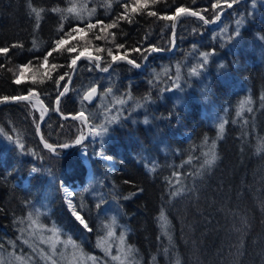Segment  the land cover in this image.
<instances>
[{"label":"trees","instance_id":"obj_1","mask_svg":"<svg viewBox=\"0 0 264 264\" xmlns=\"http://www.w3.org/2000/svg\"><path fill=\"white\" fill-rule=\"evenodd\" d=\"M226 4L225 0L154 4L149 0L148 8L133 12L138 0H31L32 7L43 9L37 27L29 0H0V47L23 45L0 54V97L33 89L51 112L42 127L43 137L57 145L74 142L83 128L76 121L60 122L53 103L70 73L72 58L84 46L99 48L102 33L106 49L102 68L111 60L109 49L141 63L145 49L169 48L171 21L159 15H171L183 6L213 21ZM73 6L75 11L69 13ZM92 9L95 13L89 15ZM149 11L158 16L148 15ZM78 12L83 19L77 18ZM122 15L128 19L117 21ZM113 21L117 27L101 31ZM88 23L96 27L88 29ZM75 27H81L83 36L71 39ZM61 37L70 39L42 66ZM118 44L124 47L118 49ZM68 48L76 50L69 53ZM137 48L141 51H133ZM206 52L208 62L200 68L201 54ZM22 66L27 74L17 85L14 78ZM64 74L58 88L55 80ZM95 86L96 103L88 104L83 94ZM59 111L84 112L92 128L107 127L101 143L90 138L85 144L89 169L78 158L77 148L65 155L58 150L61 156H55L39 146L34 133L39 113L31 103L0 108L3 254L46 264L31 252L37 243V234L29 230L31 215L57 229L63 240L70 238L72 250L97 264L104 258L105 246H110V236L115 243L122 235L123 248L134 249L128 264H264V0L241 3L212 29L198 19L182 18L173 53L151 56L143 71L118 63L100 74L82 61ZM185 132L190 136L186 138ZM211 151L217 159L208 166L204 161ZM33 168L37 172L23 185V177ZM61 182L75 190V208L89 231L66 210ZM178 190L180 194L173 195ZM35 250L50 255L44 243ZM57 251L63 248L59 245Z\"/></svg>","mask_w":264,"mask_h":264},{"label":"snow or ice","instance_id":"obj_2","mask_svg":"<svg viewBox=\"0 0 264 264\" xmlns=\"http://www.w3.org/2000/svg\"><path fill=\"white\" fill-rule=\"evenodd\" d=\"M157 0H151V3H156ZM193 3H195V0H193ZM225 3H227V6L228 7H232V3L228 2V0H225ZM110 6V5H109ZM149 6V0H143L142 3H139V0H138V7L136 8H133L132 11L133 12H136V11H139L141 9H145V8H148ZM29 7H30V10L32 13H35V16H36V20H37V27H39V19H40V15H41V12L43 11V9H40V10H37L35 7H32L31 6V0H29ZM123 7L125 9H127L128 5L125 3L123 5ZM219 7V4H213V8H217ZM53 12H58L60 11V9L58 8H53L52 9ZM67 11L69 13L75 11V6H73L72 8H69L67 9ZM95 13V9H92L91 12L89 13V15H92ZM148 15L150 16H158V13L156 11H149L147 13ZM181 16H192V17H198L199 19L203 20L205 24H208L210 23L211 21L207 20L204 18V16L200 15L197 11H192V10H189V8H186V7H177L175 9V14L174 15H159L158 18L159 19H163V20H168V21H176L179 17ZM77 18L78 19H83V15L82 13H77ZM219 17L217 16V19ZM120 19H128V17L126 15H122L120 17L117 18V21L120 20ZM117 21H113L112 23L110 24H107L106 26H104V28L101 29V31H104L105 28L107 29H111V28H115L118 26L117 24ZM129 22H131L129 20ZM98 23L102 24L103 22L102 21H98ZM240 21H237V24H239ZM96 27V24H93V23H88L87 24V28L88 29H92V28H95ZM172 29H175L176 27V24L175 23H172L171 25ZM60 30L62 31L63 30V25H61V28ZM73 31H81V29L79 28H74ZM195 31V29H194ZM71 33H68L67 35H70ZM239 32L237 30L236 32V35H238ZM113 38L115 37V34L113 33ZM101 38V37H98V39ZM66 43L65 39L63 37L59 38V39H56L54 41V47L44 56V63L46 64L48 62V57L52 55L53 52H56V51H59L62 46ZM34 44H35V41H34ZM10 47L11 48H18V47H23L22 44H19V43H15V44H12L11 46H3V47H0V54H8L9 51H10ZM116 47L119 49V48H123L124 45L122 44H118L116 45ZM76 49L75 48H68L67 51L69 53L71 52H74ZM148 49H145V51H147ZM151 51H158L159 49L156 48L155 46L151 47L150 49ZM97 51H101V49H97ZM133 51H141V49L137 48V49H133ZM81 55H83V53H81ZM108 55L111 56V61L112 63H115V62H118V61H123L126 59V56L125 55H113L112 53V50L109 49L108 50ZM202 57H203V63L201 65H199L200 68H203L204 64H207L208 62V58H209V53H202L201 54ZM147 57H145L146 59ZM80 57L79 56H76L74 58H72L71 60V66H75L77 64V60H79ZM88 59L90 60H94L96 62V67L99 68L100 67V64H99V61L101 60V57L100 56H96V57H92V56H89ZM126 62L129 64V65H132L133 67H136V68H139L140 67V64L136 63V61L134 59H127ZM112 63H109L107 66L103 67L101 70L104 71V72H108L109 69L112 67ZM3 65H0V67H2ZM25 67L26 66H22L20 67L19 69V76L14 80V83L19 85L21 83V77H23L24 75V70H25ZM52 68L55 69L56 68V65L53 64L52 65ZM9 71H13V69H8ZM192 73L193 74H197L198 75V72L195 68L192 69ZM15 75V73H14ZM67 74H64V75H60L58 77V79L55 80V84L57 85V87L59 88L60 86V82L61 81H64L65 80V76ZM51 78V76L49 75V79ZM68 91V85L67 83H65L64 87H63V90L62 91H59V94L57 96V99H56V103L59 104V101H60V97L63 96L65 94V92ZM97 91L96 87H91L89 89V91L83 96V99L86 100V101H90L91 99V96L93 93H95ZM109 92L111 91V89L108 90ZM36 93L33 89H28V95H20V96H3V97H0V103H4V102H7L9 100H12V101H28L30 99V97L34 96ZM120 103H123V101H119ZM138 107H142V105H138ZM243 108V105L241 106ZM58 111V109H56ZM46 111V110H45ZM248 111H251V108L248 109ZM239 115V113H237ZM79 118H82L84 120L85 123L88 122V117L84 114V112H81L79 113ZM44 119V114L43 112L41 113L40 115V120L42 121ZM145 123H147V120H145ZM39 124L37 123V131H39ZM0 131H2V129H0ZM91 131L97 135V136H100L104 133H106L108 131L107 127L106 126H100L99 129H96L95 127H93L91 129ZM219 132L220 133H223L224 132V123H221L219 125ZM41 139L43 140V137H41ZM81 142V138H78L76 140V143L79 144ZM21 149H23L24 145L23 144H20L19 145ZM44 146L46 148H48L49 150L51 151H55V148L52 144H49L47 142H45ZM63 147H68L67 144L63 145ZM212 148L214 149L215 148V143L213 142V145H212ZM98 155H100L98 153ZM209 156L208 159H206L204 161V164L205 165H208V166H211L215 163L216 159H217V155L215 153V151H211L210 153L206 154ZM105 159L107 160H112V157L111 156H106L104 157ZM32 172H37V169L36 168H33L32 169ZM65 191L67 192L68 190L65 188ZM180 194V191L178 190L177 192H174L173 195H179ZM69 195H71L69 193ZM133 195H135V193H133ZM125 199H128V197H125ZM69 205L70 207L73 208V215L75 216V218L80 222L81 225L84 226L85 229L88 228V224L85 222V219L80 215V213L76 210L75 206L71 204V201H69ZM161 219H164L163 217V214L161 216ZM29 220L31 221V223L35 224L36 221L32 219V216L30 215L29 216ZM56 233H54L55 235ZM109 235H112L111 232H109ZM120 240H121V244H124V237L123 235L120 237ZM27 242V241H26ZM52 248L55 249V244L53 243L52 244ZM167 251V250H165ZM131 253H134V249H132L131 247H127L126 249V254H131ZM41 255V258L43 259H46V260H52V264H56L55 260H53V256L55 255V252H53L51 255H48V254H44V253H40ZM17 260H20L22 259L21 257H16ZM113 259H119V257H113ZM177 264H179V261H177Z\"/></svg>","mask_w":264,"mask_h":264},{"label":"rangeland","instance_id":"obj_3","mask_svg":"<svg viewBox=\"0 0 264 264\" xmlns=\"http://www.w3.org/2000/svg\"><path fill=\"white\" fill-rule=\"evenodd\" d=\"M235 1V0H234ZM234 1H231L230 3L234 2ZM227 5V4H226ZM225 6V5H224ZM223 6V7H224ZM85 18V17H84ZM87 19L89 17H86ZM207 19V18H206ZM220 23V22H219ZM219 25V24H218ZM217 25V26H218ZM216 26V27H217ZM79 29H81V27H77ZM83 36V31H77L75 34H73L72 36H70L71 38H79ZM70 37H67L65 39V41H68L70 39ZM101 46H99V48H94V46H84L82 48L81 51H84L86 53H92V54H95L97 56H100L101 57V65H102V62L104 61V51L106 50L105 49V40H104V34L101 33ZM93 47V48H92ZM176 47V46H175ZM95 49V51L93 50ZM97 49H101V51H97ZM167 50V49H165ZM175 50V49H174ZM80 51V52H81ZM121 52V51H120ZM117 53V52H115ZM114 53V54H115ZM123 53V52H122ZM113 54V55H114ZM124 54V53H123ZM127 56V55H126ZM86 63L88 64H91L89 61H86ZM42 66H46V64L43 62L42 63ZM92 66V65H90ZM27 74L26 71H24V75L23 77H21V80L24 79L25 75ZM19 75H17L14 80L18 77ZM28 94V93H26ZM43 100V99H42ZM98 107L100 108L101 110V98L99 99L98 101ZM131 107V106H129ZM36 110V109H35ZM51 114V113H50ZM70 114H73V113H70ZM49 118V117H48ZM47 118V119H48ZM46 119V120H47ZM103 120V118H102ZM117 118H114L113 121H116ZM101 122V120H100ZM98 127V126H96ZM100 127H98L97 129H99ZM105 134V133H104ZM103 135V134H102ZM97 136L95 135L94 133L92 134L93 137L90 136V138H92V142L94 143L95 141L97 142H100L101 141V136ZM187 135V136H186ZM185 136L186 138L190 136V133L188 132H185ZM79 137V136H78ZM89 138V139H90ZM97 139V140H96ZM88 141V140H87ZM51 143V142H50ZM101 143V142H100ZM53 144V143H52ZM57 145V144H55ZM86 153V152H85ZM83 154V158H82V150H79L77 149V156L78 158L80 157L81 161L85 164L86 161H88V156H86V154ZM86 157V158H85ZM111 161V160H109ZM89 163V161H88ZM89 167V166H88ZM35 174V172H32V169L29 170V172H27V174L23 177L22 179V184L26 185L28 180L30 179V177ZM87 176L89 178L90 176V173L88 172L87 173ZM29 178V179H28ZM25 179H27V182H25ZM15 184H17V181L14 182ZM65 183H60V190L62 191L61 192V195L63 197V185ZM66 186H68L69 188H71L69 185L65 184ZM76 188V187H75ZM72 191V192H71ZM74 191L72 188L70 190V200L72 202V204L75 206V202H73V196H74ZM72 198V199H71ZM63 202H64V205H65V208L67 209V211L69 210V208L67 207V204L65 202V199H63ZM81 215V214H80ZM82 216V215H81ZM83 217V216H82ZM77 223L80 224V222L72 217ZM84 218V217H83ZM36 221V220H35ZM85 222L87 223V221L85 220ZM81 225V224H80ZM29 227H30V232H34L35 234H37V243H36V246H38V243H44L46 245H48V249L50 251V255L55 252V255L53 256V260H55L56 264H97L95 263V260L91 257L88 258L87 255H84L83 253L79 252V251H74L72 250L73 249V246H74V242L70 240V238L68 239V241H65L62 239L61 236H59V232L58 230L56 229L55 231L52 229V228H48L46 225H44L43 223H41L39 220L36 221L35 224H29ZM81 227L85 230V231H89V226L87 229L84 228L83 225H81ZM54 233H56L54 235ZM35 237V236H34ZM118 236H116L117 238ZM120 238V237H119ZM113 239H111V236H110V241L112 243H114L112 241ZM110 242V246L106 247L103 249V260L101 262H99V264H128V262L130 261V258H129V254H126V250L123 248L124 244H121V240L120 239H117V241L114 243V245H112ZM55 244V249L52 248V244ZM59 245L61 246V248H63V251L62 252H58L57 251V247H59ZM26 246H30L29 244H26ZM35 246V247H36ZM35 247L31 250V252L37 257V258H40L39 260H42L41 258V255L38 251L35 250ZM71 248V249H69ZM100 248V247H99ZM64 249H69V252H65ZM56 256V257H55ZM28 257H32V256H28ZM34 257V256H33ZM113 257H119V259H113ZM110 258V259H109ZM15 259V260H14ZM13 260V261H12ZM43 261L46 263V264H52V260L50 261H46V259H43ZM0 264H29L27 260H23V259H20V260H17L15 256L11 255V254H3L1 251H0Z\"/></svg>","mask_w":264,"mask_h":264},{"label":"water","instance_id":"obj_4","mask_svg":"<svg viewBox=\"0 0 264 264\" xmlns=\"http://www.w3.org/2000/svg\"><path fill=\"white\" fill-rule=\"evenodd\" d=\"M245 1H247V0H235L234 2H232V7H228L227 5H225V6L222 7V8L218 11V13H217V16H218L219 18L217 19V16H216V18L214 19V21H212V22H210V23H208V24H205L204 21L201 20V19H199L198 17H192V16H181V17H179L176 21H171V25H172V23H175V24H176V27H175V29H172V27H171L170 37H169V48H168L167 50H165V49H159V48H158V49H159L158 51H151V50H149V51L145 54V56L143 57L141 63L136 62V63L140 64V67H139V68H136V67H133L132 65H129V64L126 62V60H127V59H131V58L127 57L125 54H122V53H121V54H117V55H125V56H126V59H125V60H123V61H118V62H115V63H112V61L110 60L109 63H112V67H113L115 64H117V63H123V64H127L128 66H130V67H132V68H134V69H136V70H138V71H143V70L145 69V67H146V64H147L148 59H149L151 56H153V55H169L171 52L174 51L175 46H176L177 27H178V24H179L181 18H194V19H198V20L202 21V22H203L208 28H215V27L219 24V22L221 21L222 17H223L228 11L234 9L236 6H238L239 4H241V3L245 2ZM186 8H187V7H186ZM189 10L195 11V10H193V9H191V8H189ZM174 14H175V11H174L171 15H174ZM199 14H200V13H199ZM200 15H202V14H200ZM202 16H203V15H202ZM204 18H205V17H204ZM205 19H206V18H205ZM207 20H208V19H207ZM81 53H83V55H81ZM81 53H79L78 55H76V56H79V57H80V59L77 60V64H76L75 66H71L70 73H69V75H68V77H67V80H66V82H65V83H67V85H68V91L65 92V94H64L63 96L60 97V101H61V100H62V99H63V98L69 93V91H70V89H71V86H72V83H73V81H74L75 75H76V73H77V70H78L79 64L81 63V61L85 60V61H89L90 63H93V62H94L93 65H94L95 69H96L100 74H105V73H107V72L102 71V70H101V69H102L101 67L97 68V67H96V62H95L94 60H90V59H88L89 56L96 57L97 55L92 54V53H86V52H84V51H82ZM114 55H115V54H114ZM76 56H75V57H76ZM145 57H147V58L145 59ZM99 64L101 65V60L99 61ZM112 67L109 69V71L112 69ZM109 71H108V72H109ZM65 83H64V85H65ZM64 85H63V87H64ZM63 87L61 88L60 91L63 90ZM96 89H97V91H96L95 93L92 94L90 101H93V100L96 98L97 93H98V88L96 87ZM88 91H89V90H88ZM88 91H87V92H88ZM87 92H86V93H87ZM86 93H85V94H86ZM58 94H59V93H58ZM58 94L56 95V97H55V99H54V114L56 115V117H58L61 121H65V120H78V121H81V123H82V125H83V129H84V133H83V135L80 136V138H81V142H80L79 144H77L76 141H75V142H67V143H65V144L68 145V147H66V148L63 147V145H65V144L55 145V144L50 143L49 141H47V140L43 137V134H42L43 123H44V122L46 121V119L49 117V115H50V111L46 108V106H45L44 103H43V100H42L38 95L35 94L34 96L30 97V99H29L28 101H12V100H9V101H7V102L0 103V108H1V107L7 106V105H12V104H15V103H18V102H30V103H32L33 105L36 106V108H37V110L39 111L40 115H41V113L43 112V114H44V119L41 121V120H40V117H39V119H38V121H37V123H38L39 126H40L39 131H37V123H36V126H35V137H36L38 143L40 144V146H41L43 149L49 151L50 153H52V154H54V155H57V152H56L57 150H62L63 153H66L67 151H69V150L72 149V148H77L79 145H83V144L89 139V135H90V132H91V128H90L89 122L85 123L84 120H83L82 118H79V113H81V112L74 113V114H63V113H61V112L59 111V109H58L59 104L56 103V99H57ZM85 94H84V95H85ZM21 95H28V94H21ZM15 96H20V95H15ZM60 101H59V103H60ZM56 109H58V111H57ZM45 110H46V111H45ZM41 137H43V140L41 139ZM45 142H47V143H49V144H52V145L54 146V148H55V151L53 152V151L49 150L48 148H46V147L44 146Z\"/></svg>","mask_w":264,"mask_h":264},{"label":"bare ground","instance_id":"obj_5","mask_svg":"<svg viewBox=\"0 0 264 264\" xmlns=\"http://www.w3.org/2000/svg\"><path fill=\"white\" fill-rule=\"evenodd\" d=\"M228 12H229V11H228ZM228 12H227V13H228ZM85 27H86V26H85ZM170 27H171V26H170ZM75 28H76V27H75ZM170 31H171V29H170ZM76 32H77V31H76ZM73 34H74V33H73ZM70 35H72V34H70ZM70 35H69V36H70ZM176 36H177V35H176ZM169 37H170V35H169ZM71 39H74V38H71ZM66 44H67V43H66ZM66 44H65V45H66ZM92 48H93V47H92ZM150 49H151V48H150ZM150 49H148V51H149ZM93 50L95 51V49H93ZM148 51H147V52H148ZM81 52H82V51H81ZM81 52H79V53H81ZM79 53H78V54H79ZM171 53H173V52H171ZM171 53H170V54H171ZM78 54H77V55H78ZM117 54H121V52H117V53H115V55H117ZM122 54H123V53H122ZM157 56H158V55H157ZM152 57H153V56H152ZM160 57H161V56H160ZM163 57H164V56H163ZM150 58H151V57H150ZM81 63H82V62H81ZM93 63H94V62H93ZM93 63H91V64H89V65H93ZM147 63H148V62H147ZM94 68H95V67H94ZM75 76H76V75H75ZM95 87H97V86H95ZM87 91H88V90H87ZM87 91H86V92H87ZM69 92H70V91H69ZM86 92H84V94H85ZM84 94H83V96H84ZM67 95H68V94H67ZM98 95H99V93H97V96H98ZM97 96H96V98H95L93 101H85V102H87L88 104H92V103H94V102L97 100ZM63 99H64V98H63ZM63 99H62V100H63ZM62 100H61V101H62ZM61 101H60V102H61ZM95 103H96V102H95ZM31 104H32V103H31ZM44 105H45V104H44ZM94 105H95V104H94ZM59 106H60V103H59ZM59 106H58V109H59ZM32 107H33L34 109H36V111L38 112V110H37V108H36L35 105L32 104ZM46 108H47V107H46ZM47 109H48V108H47ZM48 110H49V109H48ZM53 111H54V103H53ZM38 113H39V112H38ZM63 114H64V113H63ZM84 114H85V113H84ZM50 115H51V114H50ZM50 115H49V116H50ZM55 116H56V115H55ZM39 117H40V113H39ZM57 118H58V117H57ZM58 119H59V118H58ZM59 121L62 122L60 119H59ZM65 121H66V120H65ZM65 121H64V122H65ZM72 121H76V122H78V123L81 125V127L83 128V125H82L81 121H78V120H72ZM89 125H90V124H89ZM90 128L92 129L91 125H90ZM83 133H84V129H83ZM83 133L80 134L78 138H80V136H82ZM90 136H91V132H90L89 138H90ZM186 136H187V135H186ZM78 138H77V139H78ZM77 139H76V140H77ZM91 139H92V138H91ZM76 140H75V141H76ZM88 140H89V139H88ZM96 140H97V139H96ZM75 141H74V142H75ZM86 142H87V141H86ZM86 142H85L83 145H79V146L77 147L78 151H79V150H82V158H83V154L86 152V147H85ZM38 144H39V143H38ZM39 146H40V144H39ZM40 147H41V146H40ZM41 148H42V147H41ZM42 149H43V148H42ZM74 149H75V148H72V149H70V150H74ZM43 150H45V149H43ZM70 150H69V151H70ZM45 151H47V150H45ZM57 151H58V150H57ZM57 151H56V152H57ZM61 151H62V150H61ZM48 152H49V151H48ZM67 152H68V151H67ZM67 152H66V153H67ZM66 153H63V151H62V154H61V155H65ZM51 154H52V153H51ZM52 155H54V154H52ZM61 155H59V154L57 153V155H55V156H61ZM79 158H80V157H79ZM85 158H86V157H85ZM80 160H81V159H80ZM86 168H87V167H86ZM88 169H89V168H88ZM86 170H87V169H86ZM85 172H86V171H85ZM30 178H31V177H30ZM28 179H29V178H28ZM24 184H25V183H24ZM24 184H23V185H24ZM14 185H15V184H14ZM64 185H65V184H64ZM20 186H21V185H20ZM63 188H64V189H63V197H64L63 199H65V202H66V204H67V207L69 208V211L71 212V213H69V215H70L71 217H74V218H75V216L73 215V208L70 207V205H69V201H71L70 198L68 197V196H69V190L66 192V191H65V188H66V187H63ZM59 191H60V190H59ZM71 192H72V191H71ZM70 197H72V196H70ZM71 199H72V198H71ZM66 210H67V209H66ZM80 226H81V225H80ZM114 239H115V238H114ZM108 241H109V240H108ZM112 241H114V240H112ZM110 242H111V241H110ZM109 244H110V243H109ZM103 247H104V246H103ZM105 247H107V246H105ZM95 258H96V257H95ZM109 259H110V258H109Z\"/></svg>","mask_w":264,"mask_h":264}]
</instances>
